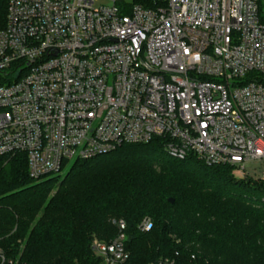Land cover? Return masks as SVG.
Wrapping results in <instances>:
<instances>
[{
  "label": "built area",
  "instance_id": "built-area-1",
  "mask_svg": "<svg viewBox=\"0 0 264 264\" xmlns=\"http://www.w3.org/2000/svg\"><path fill=\"white\" fill-rule=\"evenodd\" d=\"M110 1L8 0L0 157L23 156L39 181L71 161L159 141L173 159L253 178L246 165L264 163L260 0ZM113 224L117 236L95 239L93 253L129 264L126 224Z\"/></svg>",
  "mask_w": 264,
  "mask_h": 264
},
{
  "label": "trees",
  "instance_id": "trees-1",
  "mask_svg": "<svg viewBox=\"0 0 264 264\" xmlns=\"http://www.w3.org/2000/svg\"><path fill=\"white\" fill-rule=\"evenodd\" d=\"M7 4L0 0V27ZM232 170L173 159L159 141L39 181L23 156L0 157V252L15 264H100L93 239L112 241L122 220L129 264H264V180ZM146 218L149 232L140 228Z\"/></svg>",
  "mask_w": 264,
  "mask_h": 264
},
{
  "label": "rangeland",
  "instance_id": "rangeland-1",
  "mask_svg": "<svg viewBox=\"0 0 264 264\" xmlns=\"http://www.w3.org/2000/svg\"><path fill=\"white\" fill-rule=\"evenodd\" d=\"M96 6H112V2L110 0H99V2L97 3ZM261 6H262V16H264V0H261ZM73 163H74L73 161L69 162L68 166L65 169V171L63 172V174L58 176V178H63L69 172V170L72 168ZM246 172L248 173L249 176H251L253 178H258V179L264 180V163L263 164H260L257 162L249 163L246 165ZM232 174L236 179L250 178L247 176H243L242 174L236 172V170H234V169L232 170ZM53 192H55V191H53ZM95 239H97V238H94L93 241Z\"/></svg>",
  "mask_w": 264,
  "mask_h": 264
},
{
  "label": "water",
  "instance_id": "water-1",
  "mask_svg": "<svg viewBox=\"0 0 264 264\" xmlns=\"http://www.w3.org/2000/svg\"><path fill=\"white\" fill-rule=\"evenodd\" d=\"M169 202H170L171 204H173V203H174V199H169Z\"/></svg>",
  "mask_w": 264,
  "mask_h": 264
}]
</instances>
